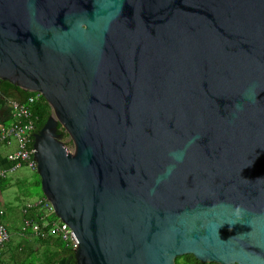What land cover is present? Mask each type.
<instances>
[{"label": "water", "instance_id": "95a60500", "mask_svg": "<svg viewBox=\"0 0 264 264\" xmlns=\"http://www.w3.org/2000/svg\"><path fill=\"white\" fill-rule=\"evenodd\" d=\"M2 82L76 264H264V0H0Z\"/></svg>", "mask_w": 264, "mask_h": 264}, {"label": "built area", "instance_id": "2783aa9c", "mask_svg": "<svg viewBox=\"0 0 264 264\" xmlns=\"http://www.w3.org/2000/svg\"><path fill=\"white\" fill-rule=\"evenodd\" d=\"M41 96V94L36 93L30 96L25 103L11 102L14 122L1 127L0 145L9 147L15 142L17 147L6 158L9 168L0 166V181L6 179L9 173L16 172L22 166L37 170V160H33L36 156L33 154L32 148L35 142L33 135L36 133L32 108ZM31 213L35 215V219L30 217ZM22 214V233H31L42 241L57 237L68 243L73 252L77 250V242L71 234L72 230L57 216V220L52 217L56 214L52 204L47 199L27 204L24 206ZM0 215L2 216L3 212H0ZM10 240L11 233L7 226L0 223V249Z\"/></svg>", "mask_w": 264, "mask_h": 264}, {"label": "trees", "instance_id": "16d2710c", "mask_svg": "<svg viewBox=\"0 0 264 264\" xmlns=\"http://www.w3.org/2000/svg\"><path fill=\"white\" fill-rule=\"evenodd\" d=\"M0 94L7 101L25 103L30 96L36 94L12 85L9 82H2L0 86ZM53 110L47 100L41 96L39 101L32 108V114L36 123L37 134L47 123L48 119L52 115ZM61 133L63 134L64 129L59 126ZM68 136L64 135L63 140ZM65 142V141H64ZM67 147L73 149V143L70 140L65 142ZM38 185L41 187V178L38 175ZM6 180H1V188L5 186ZM3 185V186H2ZM46 199L44 195L40 200ZM30 217L35 218L34 214H30ZM57 220L56 215L52 216ZM0 223H2V217L0 216ZM12 239L0 249V264H76L75 255L73 250L70 248L68 243L63 242L61 239L51 238L46 241H39L38 249L22 247V243L18 244L16 248L11 244ZM12 245V246H11ZM11 247V248H10ZM21 253H17L18 249H21ZM10 252V253H9ZM8 257L5 261L4 258ZM25 260L26 262H23ZM176 264H216V263H202L197 260L193 255H186L178 257Z\"/></svg>", "mask_w": 264, "mask_h": 264}, {"label": "crops", "instance_id": "0c3cea01", "mask_svg": "<svg viewBox=\"0 0 264 264\" xmlns=\"http://www.w3.org/2000/svg\"><path fill=\"white\" fill-rule=\"evenodd\" d=\"M13 122H14V120H13V111L11 108V101H7L0 94V129L3 125L12 124ZM16 147L17 146H16L15 142L9 147L5 146V145H0V166L1 167L9 168V163L7 162L6 158H7L9 153L13 152L16 149ZM8 148H11L10 151L9 152L5 151V150H8ZM7 179H8V177L4 180L7 181ZM17 183H21V180H18ZM4 184L7 186V184H9V183L5 182ZM1 192H2V188L0 185V194H1ZM41 198H39V199H41ZM0 203H3L2 195H0ZM0 212H3V215L2 216L0 215L2 217V223L7 226L9 232L11 233V239H12L11 244L13 245L14 248H16L18 244L22 243V247L38 249V243H39L38 240L39 239L36 238L31 233L24 234L21 231L22 221H23L22 208L20 210H17L16 207L4 205V207L0 206ZM18 217H20V219H21V222H19V223L17 222ZM51 238H57V237H51ZM51 238H49V239H51ZM57 239H59V238H57ZM21 251H22V248L18 249L17 253H21ZM7 258L8 257H5L4 260L6 261ZM22 261L23 262H21V263L26 262L25 260H22Z\"/></svg>", "mask_w": 264, "mask_h": 264}, {"label": "rangeland", "instance_id": "374dc122", "mask_svg": "<svg viewBox=\"0 0 264 264\" xmlns=\"http://www.w3.org/2000/svg\"><path fill=\"white\" fill-rule=\"evenodd\" d=\"M70 140L69 136H67L64 141L69 142ZM10 149L8 148L5 151L9 152ZM18 180H21V183H17ZM38 180L37 170L28 166H22L16 172L9 173L6 181L9 184L2 188L0 194L3 200L0 206L4 207L6 205L16 207L17 210L21 208L23 210L27 204L40 200L39 198L42 197L43 192L42 188L38 185ZM17 222H21L20 217L17 218Z\"/></svg>", "mask_w": 264, "mask_h": 264}]
</instances>
